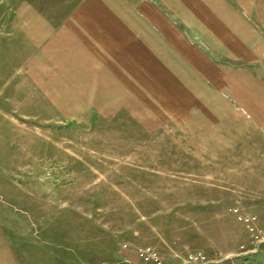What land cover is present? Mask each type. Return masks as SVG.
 Returning a JSON list of instances; mask_svg holds the SVG:
<instances>
[{"label":"rangeland","instance_id":"obj_1","mask_svg":"<svg viewBox=\"0 0 264 264\" xmlns=\"http://www.w3.org/2000/svg\"><path fill=\"white\" fill-rule=\"evenodd\" d=\"M103 2L0 0V264H262L240 217L264 226V109L199 52L264 47V0H114L149 5L115 13L149 75H114Z\"/></svg>","mask_w":264,"mask_h":264},{"label":"crops","instance_id":"obj_2","mask_svg":"<svg viewBox=\"0 0 264 264\" xmlns=\"http://www.w3.org/2000/svg\"><path fill=\"white\" fill-rule=\"evenodd\" d=\"M98 3L95 6L97 12L101 14L97 15L100 21V27L113 29L114 36V65L118 69L115 74H128V75H149L151 59L150 43L146 37H142V40L136 39V37L126 30L130 27L127 23L128 20H120L115 13L126 12L128 9L132 10H149V5L143 4H114V0L111 2ZM87 6V5H86ZM128 8V9H127ZM136 8V9H134ZM142 8V9H140ZM214 26V25H213ZM242 27V26H241ZM244 27V26H243ZM245 33V32H244ZM207 35L210 32L206 33ZM211 42L206 39V43H203L205 48L200 50V54L208 59H213L211 53H221L225 59L241 60L242 66L240 71L245 75L254 76V80H244V91L242 96L244 98V107L249 109L258 110V108L264 109V47L256 46L253 42H248V37L237 32L233 37L229 34H221L220 37L214 39L212 35H208ZM214 40V41H213ZM180 43H178L179 45ZM206 49L207 51H204ZM210 50V51H208ZM181 58L183 51H177ZM138 61V62H137ZM141 71H136L137 67ZM261 79L257 78L258 69ZM120 70V71H119ZM251 82L254 85H250ZM253 113V111H252Z\"/></svg>","mask_w":264,"mask_h":264},{"label":"built area","instance_id":"obj_3","mask_svg":"<svg viewBox=\"0 0 264 264\" xmlns=\"http://www.w3.org/2000/svg\"><path fill=\"white\" fill-rule=\"evenodd\" d=\"M244 224L247 227L248 232L251 235V244L253 246L252 249H247L252 253H259L261 250L264 251V226L259 224L258 217L253 214H243L240 217ZM243 248H247L245 245ZM192 264H209L206 256L202 253H197L195 255H191ZM237 264H259L258 262L252 259H244L240 260ZM264 264V261L263 263Z\"/></svg>","mask_w":264,"mask_h":264}]
</instances>
